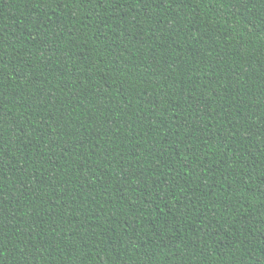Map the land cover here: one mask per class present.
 Wrapping results in <instances>:
<instances>
[{
  "label": "trees",
  "instance_id": "obj_1",
  "mask_svg": "<svg viewBox=\"0 0 264 264\" xmlns=\"http://www.w3.org/2000/svg\"><path fill=\"white\" fill-rule=\"evenodd\" d=\"M0 264H264V0H0Z\"/></svg>",
  "mask_w": 264,
  "mask_h": 264
}]
</instances>
